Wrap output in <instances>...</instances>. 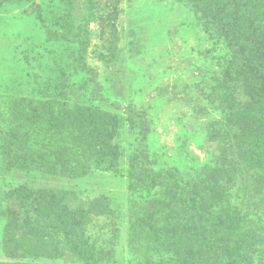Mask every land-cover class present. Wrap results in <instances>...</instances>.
I'll return each mask as SVG.
<instances>
[{"label":"rangeland","instance_id":"374dc122","mask_svg":"<svg viewBox=\"0 0 264 264\" xmlns=\"http://www.w3.org/2000/svg\"><path fill=\"white\" fill-rule=\"evenodd\" d=\"M37 3L0 0V264H130L139 243L149 264H180L186 242L196 249L175 234L186 220L183 199L134 181L145 170L142 145L149 166L194 194L198 212L212 221L227 209L237 213L232 245L249 264H264V161L249 163L230 147L224 153L219 135L229 124L226 99L253 103L225 40L243 7L235 0ZM252 20L264 58V17ZM49 31L60 38L50 41ZM79 63L98 74L103 100L93 99L96 84ZM128 110L145 118L147 131L130 126ZM85 124L97 138L77 141ZM4 140L23 155L25 170L6 167ZM223 155L231 156L224 166ZM221 167L232 175L210 180L209 168ZM20 186L56 191L85 213L84 234L98 254L79 259L65 226L41 216ZM132 210L139 240L129 231Z\"/></svg>","mask_w":264,"mask_h":264},{"label":"trees","instance_id":"16d2710c","mask_svg":"<svg viewBox=\"0 0 264 264\" xmlns=\"http://www.w3.org/2000/svg\"><path fill=\"white\" fill-rule=\"evenodd\" d=\"M27 1L32 2L36 5L37 9H40V5L37 3L38 0ZM235 2L243 7V13L238 24L236 23L235 27L231 26L232 28L230 27L229 29L233 30L234 33L225 32V40H227L229 49L234 53L242 72L245 74V82L247 83L246 92L249 97L253 99V103L240 105L227 101L225 98L227 103V107H225L224 110L226 116L225 124H229L224 132H220L219 135L221 137L220 141L223 142L224 153H226L225 151L230 147L233 150L240 152L242 157H249V163H252L255 157L264 161V115L262 113V110L264 111V58L259 56L260 50L257 48L259 42L256 39L257 29L252 20L255 15L264 17V1L235 0ZM47 37L50 41H55L57 38H60L59 35L50 31L47 33ZM80 65L82 71L92 75V81L96 84L95 88L97 93L93 94V99L95 101L103 100L101 94L102 86L98 83V74L91 68H88L84 63ZM116 107L118 108V105ZM11 110H13V108H11ZM15 114H17V111H15ZM126 114L128 123L132 128L141 129L143 132L147 131L145 118L137 111L128 110L126 111ZM108 120L109 119H105V121ZM228 128L229 130L227 131ZM78 130V133H75L77 141L86 142L97 138V131L90 124H85L80 127L78 126ZM230 137H232V139L228 144L226 140ZM2 147L4 163L9 170H25L27 168L23 155L16 152L9 141L4 140ZM61 148L62 146L53 144L52 150L59 153ZM96 152H98L102 159H107V156L104 155L103 146H100ZM141 154L144 158L141 163L145 170L140 174L141 178H137L134 181L138 183V181L141 180L144 184L149 186L169 190L178 198L183 199L186 220L183 221L182 225L175 227V234L185 236L189 243L193 242L196 245V249H193L188 242H186L181 248V252L178 251L176 253L179 257V263L202 264L201 262L204 261L205 263L214 262L216 264H249L247 258L241 257L238 254L236 244L232 245L234 234L237 232L235 225L240 218L239 215L227 209L217 221L216 219L213 221L208 219L209 217L196 210L194 194L179 191L173 176L163 175L160 172H157L156 168L148 165L150 162L146 146L144 147V145L141 146ZM230 159L231 156L223 155V166L229 164ZM236 164L238 165V163ZM209 169L210 180L214 177L224 179L226 175H232L231 169L224 170L222 167ZM136 183L133 182V189ZM226 185L219 193L221 198H224L227 194ZM20 190L28 197L32 198L36 204V209L41 213V216H54L65 226L68 235L73 237L76 241L73 250L79 259L89 262L93 259V253L98 254L99 250L96 247V244H93L84 234V231L86 230V219L83 215H85V213L81 215L68 208L64 202L62 194L53 190H40L28 186H20ZM132 213L129 231L133 239L135 238L139 240L141 232L138 234V224L134 223L133 218L135 215L136 222L140 217L138 213L133 210ZM170 239L171 238L165 239L164 246L171 243ZM135 245L137 246L135 247V254L137 256L134 261L131 260L130 264H149L143 247L140 246V243ZM130 249H132V247ZM196 259H198L197 262ZM88 264L93 263L89 262Z\"/></svg>","mask_w":264,"mask_h":264}]
</instances>
